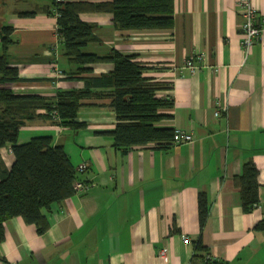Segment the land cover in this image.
<instances>
[{"label":"crops","instance_id":"0c3cea01","mask_svg":"<svg viewBox=\"0 0 264 264\" xmlns=\"http://www.w3.org/2000/svg\"><path fill=\"white\" fill-rule=\"evenodd\" d=\"M238 1L175 0L171 31L122 32L111 13L81 15L97 38L83 53L135 56L147 67L144 77L165 86L157 97L173 104L160 111L171 118L155 127L188 133L194 141L116 148L110 89L98 87L78 114L85 129L41 118L28 122L19 144L52 138L75 169L88 166L78 177L89 189L44 211L50 228L42 235L20 217L8 220L0 264H205L206 252L220 264H264V232L256 230L264 220V40L242 48ZM56 2L0 0V55L3 29L11 27L9 64L22 80L12 84L15 94L55 99L59 91L87 90L84 78L113 71L112 63H98L91 74H72L77 67L64 57L57 18L50 14ZM253 3L264 14V0ZM198 55L204 59L196 60L193 74L186 61ZM56 59L64 75L54 84ZM14 160L11 146L0 150V181ZM248 163L257 167L260 184V203L250 212L237 181ZM201 194L208 209L203 228Z\"/></svg>","mask_w":264,"mask_h":264},{"label":"trees","instance_id":"16d2710c","mask_svg":"<svg viewBox=\"0 0 264 264\" xmlns=\"http://www.w3.org/2000/svg\"><path fill=\"white\" fill-rule=\"evenodd\" d=\"M52 11L50 14L57 16L63 55L69 65L77 67L71 70L72 74H91L93 69L90 66L98 63H112L114 68L109 75L84 78L87 90L59 91L55 99L36 94H15L12 84L22 80L19 69L9 64L8 50L14 43L11 38L14 30L11 27L3 29L0 150L11 146L15 160L10 172L0 181V245L5 241L4 225L13 218L20 217L27 224L35 225L40 235L46 233L50 223L44 211L73 197L77 193L75 185L80 182L77 169L64 147L54 145L52 138L35 137L26 144H19L20 131L28 122L41 118L74 131L85 129L86 124L77 120L78 114L82 102L94 96L90 89L98 87L110 89L106 96L117 117L116 128L111 132L116 148L126 151L150 143L167 144L172 142L175 133L155 127L162 119L171 118L160 113L173 105L157 97V92L165 86L145 78L147 67L135 56H123L118 52L109 56L83 53V48L97 42V38L94 27L81 18L84 13L106 12L113 15L115 28L122 32L171 31L174 28L175 0H112L99 4L65 2L55 3ZM258 176L257 167L248 163L243 175L237 179L246 212L260 203ZM199 209L203 228L208 217L204 194L199 197ZM256 230L264 232V220Z\"/></svg>","mask_w":264,"mask_h":264},{"label":"built area","instance_id":"2783aa9c","mask_svg":"<svg viewBox=\"0 0 264 264\" xmlns=\"http://www.w3.org/2000/svg\"><path fill=\"white\" fill-rule=\"evenodd\" d=\"M61 0H57L56 3H60ZM239 10L243 18V24L241 27V46L245 50H249L256 44L262 42L264 40V14H261L260 11L255 7L253 0H239L238 1ZM57 18V16H56ZM54 51L57 54V47L54 48ZM57 58V56H56ZM204 59V55H198L191 59H188L186 61V67L191 71V73L195 74L199 67L196 64V60H202ZM53 69L51 71L53 83L57 84V81L59 78L63 76V72L58 66L57 59L53 62ZM225 110L226 108H222ZM220 112H216V116H219ZM55 117H57V114L55 113ZM194 141V138L192 135L182 132V131H176L173 136L172 143L174 144H182V143H190L192 144ZM87 165L82 164L77 168L78 173H83L87 170ZM89 189L88 184L84 183H77L75 185V190L77 193L82 191H87ZM184 242L186 244H189L190 240L188 238H184ZM162 256H166L167 249L162 250ZM205 264H218V260L210 254L205 253L204 256Z\"/></svg>","mask_w":264,"mask_h":264}]
</instances>
